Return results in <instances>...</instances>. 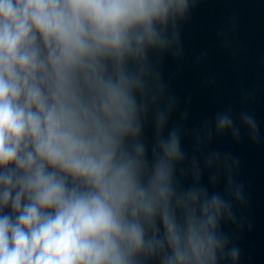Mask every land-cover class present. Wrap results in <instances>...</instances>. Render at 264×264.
I'll use <instances>...</instances> for the list:
<instances>
[{"label": "clouds", "instance_id": "clouds-1", "mask_svg": "<svg viewBox=\"0 0 264 264\" xmlns=\"http://www.w3.org/2000/svg\"><path fill=\"white\" fill-rule=\"evenodd\" d=\"M200 2L0 0V264H239L241 162L212 145L260 143L255 117L169 126Z\"/></svg>", "mask_w": 264, "mask_h": 264}, {"label": "water", "instance_id": "water-1", "mask_svg": "<svg viewBox=\"0 0 264 264\" xmlns=\"http://www.w3.org/2000/svg\"><path fill=\"white\" fill-rule=\"evenodd\" d=\"M221 33L227 37V45ZM181 36L185 48L182 65L169 56L162 66L165 80L180 102L169 126L179 118L186 101L189 129L212 120L229 106L238 125L244 111L259 126L260 143L253 144L241 128L240 143L227 135L214 138L212 147L240 159L238 180L244 183L248 199L245 208L235 206L238 219L244 218V228L227 225L223 230L241 248L239 264H264V0H201L183 25ZM201 56L203 60L197 63ZM147 134L150 137V129ZM184 147L191 152L190 138H185Z\"/></svg>", "mask_w": 264, "mask_h": 264}]
</instances>
